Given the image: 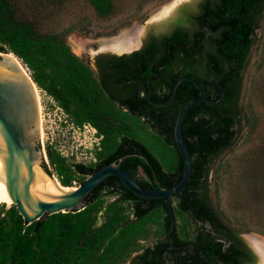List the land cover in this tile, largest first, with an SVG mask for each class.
Listing matches in <instances>:
<instances>
[{
  "label": "trees",
  "instance_id": "trees-1",
  "mask_svg": "<svg viewBox=\"0 0 264 264\" xmlns=\"http://www.w3.org/2000/svg\"><path fill=\"white\" fill-rule=\"evenodd\" d=\"M62 1L0 0V51L20 57L39 89L55 100L68 119L80 127L90 123L100 137L95 160L89 163L72 162L53 144H47V169L57 175L62 185L73 186L131 153L121 162V167L132 173L143 187L174 186L183 172L175 123L182 107L199 96L198 89L189 81L181 83L172 105L168 106L173 113L167 115L168 107L154 106L158 115L152 122L137 115L134 108L125 110L107 94L91 67L72 50L62 33L46 32L42 28L38 16L42 4ZM151 1L155 0H139V7ZM27 2L30 6L25 9ZM90 2L100 17L116 12V0ZM202 8V13L191 17L197 22L196 28L186 31L185 26L175 27L171 35L162 39L166 50L161 59L168 60L169 69L179 65L182 68L168 79L166 97L152 96L158 101L168 100L175 83L192 76L203 86L206 97L217 100L221 95L217 79L238 66L240 53L239 67L222 81L223 101L219 105L199 102L183 121V135L192 158V176L184 191L174 198L173 235L178 244L191 243L169 249V242H153L168 240L171 215L165 199L138 196L119 177L111 175L89 193L85 208L53 213L32 223L23 217L16 204L1 203L0 264H125L135 253L133 264H256L255 254L244 242L215 241L216 236L207 224L217 233L222 232L225 224L208 194L207 183L211 164L234 146L243 128V117L249 135L260 130L264 112V46L244 106L247 112L240 105V95L242 72L264 14V0H207ZM157 47L154 41L147 49L134 53L126 64L131 63L132 67L135 58L141 62L142 78L153 70L161 71L158 63L150 68ZM130 66L127 70L134 71ZM124 85L133 90L126 105L131 107L141 99L146 100L145 81L134 89L128 80ZM142 91L145 96H140ZM137 121L143 127L146 125L145 129L152 128L164 146H168L160 150L163 161L137 139ZM172 148L178 153L175 162L168 151ZM250 167L256 169L247 170L244 179L254 200L264 202V174L259 173L264 168V154L256 166ZM139 168L144 176H140ZM255 176L257 183L253 182ZM256 229L264 234L260 225Z\"/></svg>",
  "mask_w": 264,
  "mask_h": 264
},
{
  "label": "rangeland",
  "instance_id": "rangeland-1",
  "mask_svg": "<svg viewBox=\"0 0 264 264\" xmlns=\"http://www.w3.org/2000/svg\"><path fill=\"white\" fill-rule=\"evenodd\" d=\"M175 1L178 0H155L140 8L139 0H116V12L109 17L103 18L98 15L90 0H64L60 3L42 4L38 16L44 31L62 33L72 50L81 58L86 59L82 50L84 43L80 42L84 41L90 51L89 57L93 59L96 53L106 51L103 48V44L114 38L102 40V45L97 43V39L116 34L128 27H133L137 23L146 26L157 22L164 16H154L156 12ZM29 6L30 3L27 2L25 9ZM160 6L163 7L159 9ZM185 27L194 29L195 24L189 22ZM135 28L142 29L139 26L131 29ZM254 39L255 42L249 59L242 72L243 86L240 95V105L243 108L247 106L250 86L257 73V67L263 51L264 14L260 17L259 27L255 31ZM39 100L41 110L40 147L44 149L46 155L47 144H53L72 162L89 163L95 160V148L99 145L100 137L97 133H94L93 127L87 124V128L82 126L79 129L68 119L67 114L57 105L55 100L41 89H39ZM244 112H247L245 108ZM262 114L260 130L253 135L248 134L247 120L245 119L246 117H243V128L238 134L234 146L222 153L211 164L207 191L225 221L239 229L252 232L246 235L248 239L256 237L264 241V234L256 229L259 225L264 228L260 224H264V202L259 203L260 200H254L255 198L251 193L252 190L244 179L246 171L256 169V167L250 166H256V163L264 154V112ZM145 127L146 125L143 127L138 121L136 122L137 139L149 146L157 157L163 161L160 150H163L161 148L168 149V146H164L162 140L152 128L145 129ZM168 151L175 162L178 159L176 149L172 148ZM46 162L49 163L48 158ZM259 173L263 175L264 168L259 169ZM139 174L144 176L142 171H139ZM256 180L257 176L253 178V182L257 183ZM79 185L80 183L75 182L73 187ZM255 233H259L263 237L259 238ZM247 243L261 255V251L256 248L257 246L253 242ZM262 261L257 256L256 264H263ZM129 263L130 261L128 260L125 264Z\"/></svg>",
  "mask_w": 264,
  "mask_h": 264
},
{
  "label": "water",
  "instance_id": "water-1",
  "mask_svg": "<svg viewBox=\"0 0 264 264\" xmlns=\"http://www.w3.org/2000/svg\"><path fill=\"white\" fill-rule=\"evenodd\" d=\"M184 1L178 0L168 4L171 5V9L164 17ZM139 27L144 29L143 24ZM142 44L140 38L138 46L118 53L129 54L139 49ZM238 59L240 64V53ZM239 64L233 71L218 77L217 85L221 95L217 100L205 96V90L197 79L185 76L175 83L172 94L166 102H155L151 99L152 87L148 81V98L159 106L170 104L176 96L179 85L185 81L193 83L199 91V96L187 102L176 119L175 139L183 160V172L174 186L143 187L132 173L121 167L125 157L131 155L128 153L120 157L118 162L101 167L79 186L73 187L62 185L58 177L46 167L45 162L48 157L44 149L40 147L39 87L32 78L29 68L15 53L0 51V200L11 201L8 206L16 204L23 217L32 223L53 213L79 211L85 208L89 193L107 177L114 175L138 196L165 199L171 215L168 247L178 249L185 246L177 244L173 235L176 225L174 198L184 191L192 176V158L183 135V121L187 112L199 102L219 105L223 101L225 87L222 81L230 77ZM253 251L261 261L260 253L255 248Z\"/></svg>",
  "mask_w": 264,
  "mask_h": 264
},
{
  "label": "flooded vegetation",
  "instance_id": "flooded-vegetation-1",
  "mask_svg": "<svg viewBox=\"0 0 264 264\" xmlns=\"http://www.w3.org/2000/svg\"><path fill=\"white\" fill-rule=\"evenodd\" d=\"M206 1L207 0L184 1L183 3L178 5L175 9H173L164 18L158 20L157 22H153V23H150V24H147L146 26H144V29H143L144 31L140 28L131 29L133 27L141 25L140 23H137L133 27H128L129 30L127 32L136 33L137 29L142 30V32L140 33V35L138 37V40L140 43V38H141L142 43H143L139 49H137V50H135L129 54H121V53H118L114 50H106V51L96 53L95 57L93 59H91L89 57L90 51H89L88 46L86 45V43L84 41H80V42L84 43V45L82 46V50H83V54L86 56V59H84V58H82V59L91 67V69L93 70V72L97 76L98 80L100 81L101 85L104 87L105 91L107 92V94L112 99H115L118 104H121L125 110L131 111V108H134L135 113L137 115H141V117L143 119L151 120V122L155 121V118H157L158 114H157V110L154 108V106H159V105H156L149 100L148 91L146 93V100L141 99L138 101L137 105H135L136 107L135 106L130 107V106L126 105L125 101H126L127 97H129L131 95L133 90L131 91V88L129 86L126 87V85H124V83L126 80H128L131 84L130 86H132L134 89L136 87H139L140 82H143V81L146 82L147 87H148V81H149L151 84V87H152L151 99L155 102H166L167 100H165V101L159 100L158 101L156 99H153L152 96L155 95V96L160 97V98L166 97V94L168 93V90L166 87V83H167L168 79L171 76H173L174 74H179L182 66L179 65V66H176L174 69H169L168 65H167L168 60L161 59L163 56V51L166 50L165 49L166 43L163 42L162 39L166 36L171 35L173 33V29L175 27H183L189 22H193L195 24V28H196L197 22L191 20V17L193 15H197L198 13H202L201 12V11H203L202 6H203V4L206 3ZM210 1L213 2V0H210ZM162 7L160 6L159 9ZM158 12H156V13H158ZM164 30H166V31H164ZM185 30L190 31L192 29H187L185 27ZM123 31H125V29L116 33V34L106 36V37H101V39H97V43L99 45L100 44L102 45V40L118 37L119 35H121V33ZM154 41L157 43L158 47H157V50L155 52L156 59L154 62L151 63L150 68L153 69L155 64L158 63L161 71L153 70V72L148 77L142 78L141 77L142 63L137 61L136 58H135L136 61H134L133 62L134 64H132V67H134V71L127 70V66H130L131 63L126 64V60L130 61L132 59V56L134 53L147 49L149 47V45L151 43H153ZM147 55L150 56L149 53H147ZM148 90H149V87H148ZM141 95L145 96V92L142 91L140 93V96ZM172 103H173V101L168 105L159 106V107H168V106H171ZM172 113H173L172 107L169 109H166L167 115H170ZM87 124L91 125L90 123H86L85 125H87ZM91 126L94 127L93 125H91ZM139 170L144 173L142 168H139ZM212 203H213V201H212ZM213 205H214L215 209L218 211L220 217L223 219L224 224H225V227L222 228V232L219 231L218 233L216 232L215 229H213V227L211 225L207 224L208 229L210 231H212V233L216 236L215 241L216 242L221 241V242H225V243L226 242H244V246L248 250H251L255 254V252L253 251V247H250L247 243V242H254V241L252 239H250V238L248 239L246 237V235H248L252 232L239 229V228L233 226L232 224L228 223L227 221H225L214 203H213ZM255 235H257V237H259V238L263 237V235H261L259 233H255ZM235 236H238V239ZM153 242H169L167 244V247H168V245L170 244V239H169V237H168V240L155 239ZM190 243L191 242L186 243V244H181V245L188 246ZM193 247L195 248L194 244H193ZM169 249H172V248H169ZM136 254L137 253H135L132 256V258L129 260L130 261L129 264H133V257H135ZM255 256H256V263H257V255L255 254Z\"/></svg>",
  "mask_w": 264,
  "mask_h": 264
},
{
  "label": "bare ground",
  "instance_id": "bare-ground-1",
  "mask_svg": "<svg viewBox=\"0 0 264 264\" xmlns=\"http://www.w3.org/2000/svg\"><path fill=\"white\" fill-rule=\"evenodd\" d=\"M170 9H171V5H168L162 8L154 16H159V17L164 16L170 11ZM141 32L142 30L137 29L136 33H132V32L122 33L118 37L112 40L106 41L103 44V48L105 50H114L116 52H122V51H126L130 47H136L137 45H139L138 37ZM38 94H39V90H38ZM3 202L11 203V201L9 200H0V205ZM252 240L254 241L253 244L257 246L256 248H258L261 251V255H262L261 260H263L262 262L264 264V241L257 239V238H253Z\"/></svg>",
  "mask_w": 264,
  "mask_h": 264
},
{
  "label": "built area",
  "instance_id": "built-area-1",
  "mask_svg": "<svg viewBox=\"0 0 264 264\" xmlns=\"http://www.w3.org/2000/svg\"><path fill=\"white\" fill-rule=\"evenodd\" d=\"M77 127H78L79 129H80V128H82V127H80V126H77ZM84 127H86V128H87L88 126H87V125H84ZM93 129H94V131H95L94 133H97V130H96V128H94V127H93ZM60 151H61V150H60ZM61 153H62V152H61ZM62 154H63V153H62ZM63 155H64V154H63Z\"/></svg>",
  "mask_w": 264,
  "mask_h": 264
}]
</instances>
